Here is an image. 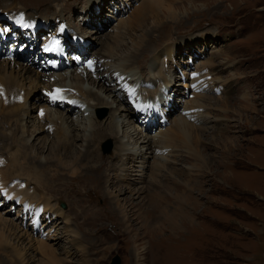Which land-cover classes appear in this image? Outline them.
<instances>
[{"label":"rangeland","instance_id":"rangeland-1","mask_svg":"<svg viewBox=\"0 0 264 264\" xmlns=\"http://www.w3.org/2000/svg\"><path fill=\"white\" fill-rule=\"evenodd\" d=\"M0 1H3L0 2V18L10 11H17L12 18L19 17L26 23L32 19L45 20L53 15H59L54 18H60L63 12L62 19L70 17L73 29L81 25L74 21L75 15L85 14L87 17L88 6L94 8L97 3L98 8L88 15L91 20L90 27L86 30L84 27L79 28L84 39L90 42L91 50L82 56V61L91 57L98 58L106 50L112 52L113 45L119 50L116 52H128V38L133 39L140 33L133 20L137 18L136 10L145 12L143 8L148 5L145 13L147 21L141 31L155 43H181L177 50L176 47L172 49V56L177 57V65L170 75L171 82L179 84L176 86L182 92L187 74L195 71L199 72L200 76L210 77L213 82L208 85L212 87L213 92L201 99L206 100V110H211V118L222 120L214 123L216 128L207 126L198 134L196 158L193 157L195 139L191 135L192 132L185 143L173 138L175 142L170 148L180 155L175 158V164L163 165L159 176L154 177L153 185L146 186L140 198L127 191L119 197L127 207L126 224L119 219L111 199L105 197L106 193L110 194V189L104 188L98 174L82 169L76 175L78 179L73 180L75 176H68L65 172L53 181L49 172L54 169L49 153L53 138L50 135L44 140L46 132L40 135L38 141L31 138L30 145L37 156H42V163L33 162L28 157L26 162L30 171L19 172L20 167L24 165L23 157L28 154L27 148L23 146V128L15 125L18 119L23 122V100L26 101V106L33 110L34 119L38 116V109L43 104L42 98H46L47 93L40 86L31 88L27 82L24 90L17 87L9 89L12 84L0 79V177L8 182L20 178L16 179L13 186L3 182V189H9L8 193H4L19 196L16 192H20L29 198L33 196L36 199H48L56 209L69 217L65 230L61 229L63 216L51 212L49 215L53 217L44 218L42 215L41 225L38 222L33 226L29 215L23 216L22 205L18 206L13 202L5 204L7 199H0L1 220L7 225L17 226L22 233L17 240L12 236L16 230L5 234L8 242L0 244V264H20L18 258L23 255V227L26 229L25 239H28L24 246L34 259L30 264H50L47 253L38 249L35 244L45 239L48 234L42 225L43 219L51 221V224H56L59 228L60 232L56 233V238L62 237L63 243L57 245L56 256L65 261H62V264H111L116 258L120 260V264H264V0H176L167 6L168 9L161 5L154 7L146 0H69L58 10H55L56 4H61L64 0ZM98 9L100 14L96 15L95 11ZM170 10L175 13L172 18L177 17L175 21L170 19ZM23 14H26L27 18ZM141 14L138 18L142 19L144 17ZM155 22H160V25L156 27ZM5 32L4 27H0V35H3L0 40L11 37L9 33L5 36ZM17 37L15 34L14 41L19 45L26 42L20 36ZM28 42L33 44L32 50L36 48L32 38ZM152 42V50L159 48L160 44L153 46ZM169 47L165 45L150 61V64L158 67V75L165 71L170 72L167 62L161 61L164 56L160 53L166 52ZM72 51L79 54L75 50ZM152 53L153 51L148 49L139 60L146 56L149 58ZM0 55L8 58L5 52ZM28 57L31 58L30 55ZM8 59L16 58L13 56ZM17 60L23 65L35 62L33 59L29 60L26 54ZM143 64H137L135 67L141 66L142 70ZM44 69L47 73L53 72L47 70L46 65ZM220 80L227 81L228 90L225 85L224 89L220 87ZM142 87L146 89L142 98L153 97L152 91L156 84L146 83ZM18 96L21 98L19 101ZM182 96V93L179 94V98ZM247 97L249 101H243ZM12 108L20 110L13 114L10 111ZM64 108L62 106L61 111ZM125 111V122L138 126V130H146V124L144 125L141 119L137 124L131 123L133 110H129V113ZM108 114V110L103 108L98 109L95 116L98 120H104ZM163 117L159 112L154 122L164 120L165 124L167 120ZM8 120H11L9 125ZM4 125L5 127H2ZM27 131L29 129L25 128V135ZM107 140L110 142L111 154L100 150V154L95 158L99 161L97 164L107 165L102 167V172L112 163H117L115 159L112 161L114 144L109 136L102 140L100 148L96 147V153L93 151L92 154L99 153L102 143ZM45 141L47 142L43 150ZM62 151L65 154L66 150ZM67 151L69 153H66V157L75 154L73 147ZM145 153L147 151H144V156ZM46 162L48 163L45 164ZM90 164L93 166L96 162ZM112 172V169H109L110 178L105 186H116L118 177L114 179ZM53 174L56 177L57 173ZM59 177H64V182H60ZM21 179L23 185L18 184ZM72 180L77 184L71 189L68 186ZM131 183V188L139 187V184L133 181ZM46 186L51 187L54 192H45ZM81 189L90 190L91 200L79 202L82 197ZM75 208L77 214L74 213ZM71 228L77 232L78 237L83 238L80 244L83 245L84 254L71 242L75 237H70L73 233L66 232H71ZM52 231L53 228L49 235L54 234ZM60 233L63 234L59 235ZM74 252L76 254L72 255Z\"/></svg>","mask_w":264,"mask_h":264},{"label":"bare ground","instance_id":"bare-ground-1","mask_svg":"<svg viewBox=\"0 0 264 264\" xmlns=\"http://www.w3.org/2000/svg\"><path fill=\"white\" fill-rule=\"evenodd\" d=\"M146 1L148 4H151L154 7H158L157 5H161V7L166 6L167 8V6L171 4V2H174L176 0ZM0 2L2 3L3 1ZM5 5L7 6V4ZM147 6L146 8H143L145 12L136 10L137 18H134L133 20H135L138 29H140V33L133 39H130L126 36L129 40L127 42V49H129L128 52H116L119 50L116 48V46L113 45L112 52L105 49L106 51L103 52V54H100L98 58L91 57L88 60L82 61V56H84V54L86 53L85 52L81 55V59L77 60L78 63H81V65L77 66V62H74L73 60L72 62H67V66L63 69H58V66L57 68H52L56 61H58L57 55L54 53L49 57L51 59L50 63L46 65L47 70L53 71L49 73L45 71L44 67V70H40L38 68L39 66L36 65V62L31 63L30 65L28 63H24L23 65L21 61H18L17 59H8L9 57H13L12 53H8V58L7 56L3 57V55H0V79L2 80V82H9L10 85L12 84L9 89L17 87L20 90H24L25 83L27 82L31 88L40 86L47 93V97L42 98L43 104L39 107L38 116L34 119L32 118L33 110L26 106V101L23 100V106L21 108V110H23V122L21 121V119L20 121L18 119V122L15 125L17 127L20 126L23 128V146L27 148L28 154L26 155V157H23L24 165L23 167H20L19 172L30 171V167H28L29 164L26 162V158L28 157L33 162L42 163V156H37L35 152L31 150L30 145L32 139L33 141H38L40 135L46 132L44 140H47L50 135H52L51 137L53 138V146L49 152L51 155V159L53 160L51 164H53L54 169L53 171L49 170L52 178L54 179L53 181L58 178L57 176L64 174L65 172L68 176H75L73 180L75 178L78 179L76 175L82 169H88L91 173L98 174L99 180H101L104 188L110 189V194L106 193L105 197L111 199L114 204V208L117 210L119 219H122V221L126 222V224L128 222L127 207H125L124 202H122L119 197L122 194H125V191H127L128 193L133 194L132 196L135 195L137 198H140L146 186L153 185L154 177L159 176V172H161V167L163 165L167 163L175 164V158L179 157L180 155L175 152V149L170 148L174 145L175 142L173 138L179 142L185 143L187 141V138L191 137L192 135L193 139H195V142H193V157L196 158L198 156V153L195 150L197 149L199 139L198 134L203 132V129L205 127L211 126L210 128H212L215 122L217 123L219 121H222L220 118H211L209 114L211 110H206V100L201 99L208 93L213 92L212 87L208 85L209 83L211 84L213 82L211 81L210 77L200 76L199 72L195 71L191 74H187L188 77L186 76L185 78V83L182 86L184 91L182 92H180V89H178L176 86L179 84L175 85L171 82L170 75L172 72H174V68L177 65V57L172 56V49L173 47H176L177 50L181 43L170 42L164 45H162L163 43L159 42L155 43L151 41L150 36L148 37L146 33L141 31L147 21L145 19V13L148 9ZM95 8H98L97 3L94 4V8L88 6L87 14L91 15L92 13H94L93 10ZM140 13H142L141 16L144 18H138ZM168 13L172 21H175L177 19V17L175 19L172 18L175 13H172L171 10L168 11ZM23 15L25 16V18H27L26 14ZM88 15L86 18L89 17ZM128 20L130 21V19ZM22 23L24 24L23 26H26L28 28H32L34 24H39L33 19L30 21H26V23L21 21L19 17H15L13 20L14 26H19ZM123 24L124 23H122V26ZM119 25L120 24H118V26ZM154 25L158 27L160 25V22H155ZM93 33L95 34V32ZM2 36L0 35V37ZM17 36L20 35H16V38H18ZM21 38L23 39V37ZM150 41L154 44L153 46H157L158 44H160L159 48L152 50ZM52 45L53 50H55L56 44L53 43ZM165 45H168V47H170L166 50V52L168 51V53H166L165 51L160 52L161 55L164 56V59H162L161 61L164 60L165 62H167V69L170 72L165 71L162 73V75H158V67L155 64H150V61L152 60V58H155L158 55V52L163 49ZM148 49L149 51H153L151 55L149 54L150 57L147 58L146 56L144 57V59L139 60V58H141V55L144 54V52ZM175 53H177V51ZM176 56H178V54ZM136 62L138 65L144 63V67L142 70L141 66H139V68L135 67V65H137ZM99 64L101 65L98 67ZM146 65L147 67L145 68ZM160 67H162V63L160 64ZM211 72L214 73V71ZM182 75L185 74L182 73ZM155 77H161L162 79L156 80ZM86 82L88 83L86 84ZM138 82L140 83V88L138 89V92H134V88L137 86ZM144 83L156 84V88H154V90L152 91L154 92V95L152 96L157 98L158 95H161V99H157L154 104H149L151 110L146 108L143 112L136 111L138 120L141 119L143 121L142 123L144 125L146 124V130H142V128L138 130V126H131L129 123L125 122L124 113L126 112L125 110H127V112L129 113V108H127V106L125 105L126 100L123 99V94L128 93L131 100H146V98H142L144 92L146 94V89L142 87ZM218 84L220 85V87H223V89L225 88L224 85L226 87L228 85L227 81L222 82L221 80L218 82ZM181 93L183 96L179 98V94ZM148 98L150 97L148 96L147 99ZM19 99L21 98L18 96L17 101H19ZM248 99L249 98L247 97L243 101H247ZM144 105L147 106L148 104ZM62 106H64L65 108L61 111ZM137 106L139 108H143L142 105L137 104ZM103 108L107 109L109 114L104 120H98L95 116V113L98 109ZM18 110H20V108H12L10 111L15 114ZM159 112H161L164 115L163 118L167 120L165 124L164 120H159L158 123L154 122L156 121L155 119H157V115ZM171 114H173L172 117ZM134 117L135 116L133 111L131 123L137 124L136 122L138 120H136V118ZM10 121L8 120L7 123ZM9 124L10 123H8V125ZM2 127H5V125ZM25 128L29 129V131L26 132V135ZM79 131H81V133H79ZM105 131H109V133H105ZM147 132H150V134ZM189 134L191 135L189 136ZM108 136L113 140L114 144L112 161H114L115 159L117 160V163H112L111 166H108L106 170L102 172V167H106L107 165L101 163L97 164L99 163V161L95 159L96 157H98V154H100V149L99 153L97 152L96 155H93L92 153L93 151H95L94 153H96V147L97 149L100 148L102 140ZM46 142L47 141H45L44 143L43 150L45 149ZM72 147L75 148V154L73 156L66 157V153H69V151L67 150H71ZM62 149L66 150L65 154ZM144 151H147V153H145L146 157L143 154ZM94 161L96 162V165L92 166L90 163ZM47 163L48 162H46L45 164ZM125 164L129 165L125 166ZM109 169H112L113 175H111L114 179H117L118 177V180L115 183V187H112L109 184L108 186H105V184H107L106 181L108 182L107 179L110 178ZM43 171H45V169H43ZM54 172L57 173L56 177L53 174ZM59 178L60 182H64V177ZM170 179L171 178H169V181ZM73 180L68 186L71 189L75 184H77L76 182H73ZM132 181L136 184H139V187L131 188V185H133V183H131ZM3 182L6 183L8 181L5 178L0 177V195H3L5 200L7 199V201H9L15 198L16 201L21 202L23 206H26V200H28L29 202H37L38 205L36 210L38 211L39 208H42L40 214L43 215L44 218H49L50 216L53 217L52 215H49V212L54 215L56 214L57 216H63L61 229L63 230L67 226L69 217L63 215L61 213V210L56 209L48 199H36L33 196L29 198L25 194H23V196L19 195V197H21L20 199L14 193L7 194V191L9 189L7 187L3 189ZM52 190L53 189H51V187H45V192L48 191L52 194L54 192ZM4 191H6L7 193H4ZM89 191L90 190L86 189L80 190L81 195L84 198L79 196L81 199L79 202L85 203L86 201L91 200V198H89ZM191 203L193 204V202ZM23 212V215H28L25 208L23 209ZM74 213L77 214V209L76 211H74ZM39 217V214H34V217L32 218L33 226H35L39 222ZM23 222L25 223L24 219ZM42 222V225L45 226V230L48 231V234H46V238L43 239L44 241H37L35 244L38 249H41L42 251L47 253L48 262L50 264H62L63 260L59 259L56 256L57 245L63 243L62 237L56 238V233L60 232L59 228L56 226V224H51V221L43 219ZM91 224L93 223L91 222ZM52 228L54 229V231H52L54 234L51 233L49 235ZM12 230H16L17 232L14 233ZM23 230H25L23 231L22 239L23 255L19 256L18 259L20 260V264H30V262H33L34 259L30 256V254L27 252L28 250H26V247L24 246L28 243V241L26 242V244L24 243L28 239H25V227H23ZM11 231L14 233H12V236H14L16 240L20 239V234H22L20 233L21 230L15 225H7L0 218V244L2 242L6 243L5 241L7 240L5 234H10ZM66 232L73 233L70 237L75 238L71 242H73L77 246V249L80 253L84 254L85 252L83 245L80 244L82 243L81 241L83 240V238L78 237L77 232L72 228L71 232H69L68 230H66ZM61 234L63 233H60L59 235ZM76 253L74 252L72 253V255ZM67 256L68 253L65 256V259L67 258ZM64 262L65 261H63V263Z\"/></svg>","mask_w":264,"mask_h":264},{"label":"water","instance_id":"water-1","mask_svg":"<svg viewBox=\"0 0 264 264\" xmlns=\"http://www.w3.org/2000/svg\"><path fill=\"white\" fill-rule=\"evenodd\" d=\"M102 150L104 153H108L110 151L109 141H107V143L106 142L102 143ZM111 264H120V260L116 258L112 261Z\"/></svg>","mask_w":264,"mask_h":264}]
</instances>
